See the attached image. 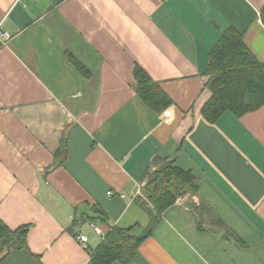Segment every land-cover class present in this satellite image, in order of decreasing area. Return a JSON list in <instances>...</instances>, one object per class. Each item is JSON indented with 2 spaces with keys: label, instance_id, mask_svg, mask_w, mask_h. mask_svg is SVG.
Here are the masks:
<instances>
[{
  "label": "crops",
  "instance_id": "obj_1",
  "mask_svg": "<svg viewBox=\"0 0 264 264\" xmlns=\"http://www.w3.org/2000/svg\"><path fill=\"white\" fill-rule=\"evenodd\" d=\"M263 7L0 0V219L29 227L27 247L0 264H94L113 227L142 235L151 219L138 200L157 158L192 172L198 194L169 207L126 264H264V105L215 123L202 115L223 33H243L264 63ZM136 66L171 99L163 113L138 94ZM93 207L107 221L75 226Z\"/></svg>",
  "mask_w": 264,
  "mask_h": 264
},
{
  "label": "trees",
  "instance_id": "obj_2",
  "mask_svg": "<svg viewBox=\"0 0 264 264\" xmlns=\"http://www.w3.org/2000/svg\"><path fill=\"white\" fill-rule=\"evenodd\" d=\"M260 16L264 24V7ZM208 73L210 80L207 87L212 92V98L202 110L208 122L215 123L226 112L239 118L264 105V63L258 61L249 50L244 34L238 30L230 28L223 33L209 55ZM134 76L138 94L152 110L161 114L172 105L160 85L141 67H135ZM61 151H67L65 142ZM153 166L145 176L144 198L138 200L149 213V228L142 235L134 236L133 228L113 227L92 253L94 264H126L136 256L169 207L188 195L198 194L199 180L192 172L179 168L170 159L157 158ZM149 205H152V209H149ZM92 211L93 215L84 213L83 220L75 226L88 220L107 221V216L100 208L93 207ZM28 231V226L11 230L0 219V254L5 250L26 248Z\"/></svg>",
  "mask_w": 264,
  "mask_h": 264
},
{
  "label": "built area",
  "instance_id": "obj_3",
  "mask_svg": "<svg viewBox=\"0 0 264 264\" xmlns=\"http://www.w3.org/2000/svg\"><path fill=\"white\" fill-rule=\"evenodd\" d=\"M7 39H9V34L6 31H3L0 29V41H4ZM109 194H111V193H109ZM92 228L95 229L96 231H100L99 228L94 224H92ZM77 239L83 245V247L85 249L88 248L87 243H88L89 239L86 235H84V234L78 235Z\"/></svg>",
  "mask_w": 264,
  "mask_h": 264
}]
</instances>
